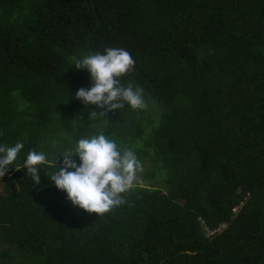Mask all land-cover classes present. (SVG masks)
<instances>
[{"label": "trees", "instance_id": "trees-1", "mask_svg": "<svg viewBox=\"0 0 264 264\" xmlns=\"http://www.w3.org/2000/svg\"><path fill=\"white\" fill-rule=\"evenodd\" d=\"M107 47L132 55L121 82L148 106L94 121L104 109L75 98L93 82L70 58ZM89 126L148 161L104 216L45 175ZM17 142L0 264H264V0H0V145ZM30 150L48 155L39 185Z\"/></svg>", "mask_w": 264, "mask_h": 264}, {"label": "clouds", "instance_id": "clouds-1", "mask_svg": "<svg viewBox=\"0 0 264 264\" xmlns=\"http://www.w3.org/2000/svg\"><path fill=\"white\" fill-rule=\"evenodd\" d=\"M75 69H86L93 86L80 88L75 98L86 105H95L104 112L93 111L89 119L96 121L106 112L119 110L127 104L133 111L147 108L144 90L132 83L125 86L121 78L133 71L136 61L124 48L107 47L104 52L72 56ZM24 148L22 142L14 146L0 145V177L13 165ZM62 157L57 170L56 158ZM78 156L79 164L73 159ZM54 171L45 175L57 189L67 193L73 206L87 213L104 216L126 203L125 194L131 191L143 172V164L132 148L122 147L114 138L103 132L81 136L73 146L66 147L54 158ZM49 163L43 151L30 150L23 167L35 184L41 183L42 166ZM73 169V171H69ZM15 170H20L17 166ZM217 229L213 230V233ZM212 233V234H213ZM210 235V234H207Z\"/></svg>", "mask_w": 264, "mask_h": 264}, {"label": "rangeland", "instance_id": "rangeland-1", "mask_svg": "<svg viewBox=\"0 0 264 264\" xmlns=\"http://www.w3.org/2000/svg\"><path fill=\"white\" fill-rule=\"evenodd\" d=\"M106 123V120H105V122L103 123V125ZM76 125V126H75ZM80 125H81V122H76L75 124H74V126L76 127V128H79L80 127ZM95 125H96V127H99L100 129L102 128V124L100 123V122H96L95 123ZM90 128H91V131H92V133H90L89 135H93L94 133V128L96 129V127L95 126H89ZM100 129H96V131H95V133H97V131L98 130H100ZM69 139L70 140H72V142H71V144L72 143H74L75 141H74V139L72 138V137H70V135H69ZM142 164H143V169H148V161H146V159L144 158L143 159V161H142ZM139 175V179H138V181H140L141 183H143V182H145V180L143 179V178H141L140 177V173L138 174ZM161 180V179H160ZM160 180H156V182H160ZM155 182V183H156ZM2 182H1V178H0V192H3V188H2ZM7 187H10V186H7Z\"/></svg>", "mask_w": 264, "mask_h": 264}, {"label": "built area", "instance_id": "built-area-1", "mask_svg": "<svg viewBox=\"0 0 264 264\" xmlns=\"http://www.w3.org/2000/svg\"><path fill=\"white\" fill-rule=\"evenodd\" d=\"M213 230L207 229V234H212Z\"/></svg>", "mask_w": 264, "mask_h": 264}]
</instances>
